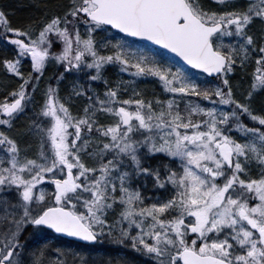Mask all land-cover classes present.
Listing matches in <instances>:
<instances>
[{
    "label": "snow or ice",
    "instance_id": "1",
    "mask_svg": "<svg viewBox=\"0 0 264 264\" xmlns=\"http://www.w3.org/2000/svg\"><path fill=\"white\" fill-rule=\"evenodd\" d=\"M0 42L18 78L0 126L35 104L19 137L0 127V264H264V0H65L21 25L0 9Z\"/></svg>",
    "mask_w": 264,
    "mask_h": 264
},
{
    "label": "rangeland",
    "instance_id": "2",
    "mask_svg": "<svg viewBox=\"0 0 264 264\" xmlns=\"http://www.w3.org/2000/svg\"><path fill=\"white\" fill-rule=\"evenodd\" d=\"M31 1H39V0H31ZM206 3L209 6H213L214 0H206ZM255 27L256 26L253 27V31H255ZM1 43L2 42H0V44ZM56 47H57V45H56ZM58 47H59V44H58ZM253 67H254V63H251L248 65L247 69L244 72H241L238 69L235 73L229 74L230 79L233 81L234 84L236 82L247 83V80L249 78L248 74L251 72ZM21 69L24 72L25 71L28 72V71H30V66L27 70H25L24 64L22 62ZM190 70L194 73H199L200 74V76H199L200 80L205 79V77H206L205 74L197 72V71L192 70V69H190ZM0 73H1L0 74V99H2L5 95H7L11 91V89L13 87L16 86V84L18 82V78L14 74L8 73L6 71V69H4V67H2L0 69ZM55 74H57L56 66L51 64V63L48 64L45 67V70L43 72V76H42L41 81H40V87L33 94L34 101H39L41 99V92H42L46 83H48V82L55 83V79H54ZM105 75L109 78V80L116 79L117 75H118L117 67L114 65H109ZM119 75H122L123 79H125V80L135 79L136 86L138 88L142 89L143 94L146 97L147 96H155L157 94L163 96L162 85H160V83L158 82V79L155 77L149 76V77H135L134 78V77H132V75L130 73H119ZM84 76H85V74L83 72L66 73V78L60 84L61 95L63 96L67 92L70 81H73L75 79H79L81 81V83H83L84 82ZM209 82H211V81H209ZM92 83H93L94 88H98V89L102 90L104 87L102 81H94ZM130 92H131V88H129L128 93H123V95H128ZM259 100H260V97L258 96L257 97V106H259ZM82 103H83V98L76 99L75 102L71 105L72 110L74 112H76ZM34 107H35V104H30L29 107L25 110V113L21 114L20 116H18L16 118V120L13 122L11 127H7V126H0V127H3V129L5 131H8L10 134H13V135H16L17 137H19L21 134L23 125L25 124L26 120L30 116ZM27 139H28V137H23L22 143L24 140H27ZM65 242H68V241H65ZM93 247H95L96 249H98L102 252L109 253L112 255H117V256L122 255L124 252V249L122 248V246L110 243L107 240V238H105L103 242H97L96 244L93 245ZM141 264H144L143 259H141Z\"/></svg>",
    "mask_w": 264,
    "mask_h": 264
},
{
    "label": "trees",
    "instance_id": "3",
    "mask_svg": "<svg viewBox=\"0 0 264 264\" xmlns=\"http://www.w3.org/2000/svg\"><path fill=\"white\" fill-rule=\"evenodd\" d=\"M65 0H0V9L5 10L6 14L13 25H21L28 19L35 18L44 12V6L47 5L49 10H54ZM58 47V43L56 44ZM11 55V47H6L2 42L0 44V58ZM24 68L27 70L30 66L29 59L23 60ZM3 66L0 65V69ZM27 72V71H25ZM2 73V72H1ZM0 73V74H1Z\"/></svg>",
    "mask_w": 264,
    "mask_h": 264
},
{
    "label": "water",
    "instance_id": "4",
    "mask_svg": "<svg viewBox=\"0 0 264 264\" xmlns=\"http://www.w3.org/2000/svg\"><path fill=\"white\" fill-rule=\"evenodd\" d=\"M134 39H136V38H134ZM146 43L151 44L152 42H146ZM152 46H153V47H156V48H161V46H159V45H154V44H153ZM164 51H165L166 53H168V55L175 56V54H172V53L168 52V50H164ZM177 59H179V58L177 57ZM181 63H182L184 66L188 67V68H192V66L186 65V63L183 62V61H181ZM192 69H194V68H192ZM195 70L202 72V70H198V69H195ZM206 75H207V76L211 75V76L214 78V75H215V74H206ZM69 239H72V238H69Z\"/></svg>",
    "mask_w": 264,
    "mask_h": 264
}]
</instances>
